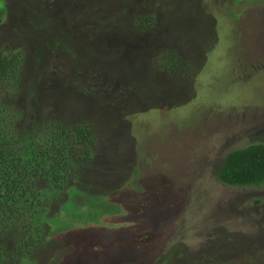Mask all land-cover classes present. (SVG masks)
<instances>
[{
    "label": "rangeland",
    "instance_id": "374dc122",
    "mask_svg": "<svg viewBox=\"0 0 264 264\" xmlns=\"http://www.w3.org/2000/svg\"><path fill=\"white\" fill-rule=\"evenodd\" d=\"M3 7L0 50L26 52L22 124L60 115L88 123L98 141L46 207L34 264H264V183L215 179L227 152L264 144V0ZM135 11L154 15L147 33L125 26ZM161 47L188 78L152 69L150 51ZM86 196L119 208L71 222L63 204L87 210Z\"/></svg>",
    "mask_w": 264,
    "mask_h": 264
},
{
    "label": "trees",
    "instance_id": "16d2710c",
    "mask_svg": "<svg viewBox=\"0 0 264 264\" xmlns=\"http://www.w3.org/2000/svg\"><path fill=\"white\" fill-rule=\"evenodd\" d=\"M3 13L4 7L0 19ZM154 22V15L149 12L135 11L126 18L125 26L142 34ZM150 53L155 71L167 77L177 74L188 78V66L179 62L173 49L161 47ZM24 56L22 47L0 50V261L17 259L20 264H34L33 257L43 237L41 223L46 207L66 187L70 169L91 161L98 141L88 123L71 122L60 115L42 114L39 119L32 116L22 124ZM36 108L39 113L47 107L41 108L37 103ZM215 179L229 186L263 184L264 144L227 152ZM68 191L77 193L73 187ZM102 198L86 196L87 210L72 209L69 202L63 204L62 210L70 214L71 222H94L99 215L116 213L119 208ZM61 225L50 235L68 228L65 223Z\"/></svg>",
    "mask_w": 264,
    "mask_h": 264
}]
</instances>
